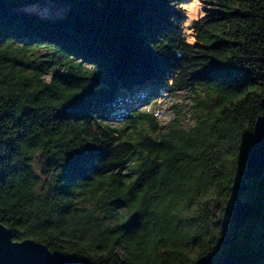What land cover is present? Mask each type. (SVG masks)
Returning <instances> with one entry per match:
<instances>
[{"label":"trees","instance_id":"1","mask_svg":"<svg viewBox=\"0 0 264 264\" xmlns=\"http://www.w3.org/2000/svg\"><path fill=\"white\" fill-rule=\"evenodd\" d=\"M0 0V221L96 264H264V171L236 229L264 96V0ZM60 4L59 13L33 8ZM32 6V7H31ZM188 87L166 123L161 95ZM204 89L200 95L197 88ZM149 104V107L146 106Z\"/></svg>","mask_w":264,"mask_h":264},{"label":"water","instance_id":"2","mask_svg":"<svg viewBox=\"0 0 264 264\" xmlns=\"http://www.w3.org/2000/svg\"><path fill=\"white\" fill-rule=\"evenodd\" d=\"M261 112L257 115L252 135L247 146L245 173L238 177L236 197L229 217L233 224L232 239L239 228L250 216L252 204L242 198L249 187V178L260 176L264 171V96L260 99ZM236 253H227L215 261V254L206 251L184 264H234ZM0 264H96L92 261L51 249L45 242L26 236L21 239L12 237L9 226L0 221Z\"/></svg>","mask_w":264,"mask_h":264},{"label":"rangeland","instance_id":"3","mask_svg":"<svg viewBox=\"0 0 264 264\" xmlns=\"http://www.w3.org/2000/svg\"><path fill=\"white\" fill-rule=\"evenodd\" d=\"M63 0L61 1V3ZM184 5V11L185 15L180 20V32L183 33L187 38L191 39L192 34L189 32L191 31V23L193 19L199 17L200 15L205 13L204 5L200 2V0H184L182 2ZM32 7V6H31ZM33 8H38L40 11H50L52 13H59L61 9L60 4L57 2V4H38L36 6H33ZM199 91L200 95H204V89L196 87ZM193 93L190 88L185 87L181 90L177 91V93H170L161 95L159 97L158 103L156 105V112L157 116L160 119L162 123H166L170 117L176 114V111L171 106L172 102H176L178 104H181L184 109V125H188L189 123H192L194 120L193 114H191V103L193 102ZM147 107H149V104H146ZM247 190V189H246ZM245 190L244 193H242V198L249 199L248 193ZM234 201L232 200L229 205V211L233 207ZM228 211V213H229Z\"/></svg>","mask_w":264,"mask_h":264}]
</instances>
